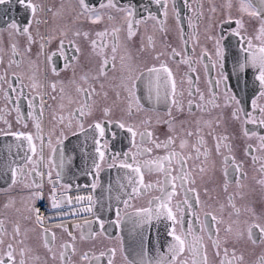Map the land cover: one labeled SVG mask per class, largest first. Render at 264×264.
I'll return each mask as SVG.
<instances>
[{
	"label": "snow or ice",
	"instance_id": "snow-or-ice-1",
	"mask_svg": "<svg viewBox=\"0 0 264 264\" xmlns=\"http://www.w3.org/2000/svg\"><path fill=\"white\" fill-rule=\"evenodd\" d=\"M0 8V264H264V0Z\"/></svg>",
	"mask_w": 264,
	"mask_h": 264
},
{
	"label": "flooded vegetation",
	"instance_id": "flooded-vegetation-1",
	"mask_svg": "<svg viewBox=\"0 0 264 264\" xmlns=\"http://www.w3.org/2000/svg\"><path fill=\"white\" fill-rule=\"evenodd\" d=\"M121 2L126 3L127 0H121ZM132 2L137 3L138 0H132ZM145 2H146V0H145ZM0 26H2L1 22H0ZM94 27H97V26H94ZM99 27H102V26H99ZM165 130L166 129H164V128L160 129L161 132H163ZM161 139H163V136H161ZM0 197H3V196H0ZM146 200H147V197H145L142 200L136 201L135 203H137V205H145L146 206ZM2 202L3 201H1V198H0V203H2ZM92 244H93V242H91V241H86V242L85 241L84 242L78 241V247L82 250H88L90 247H92ZM95 245H96V248L99 250V249H103L106 246H111V243L107 240H104L103 238H98L97 241L95 242ZM116 264H123L122 258L119 257V255L117 256Z\"/></svg>",
	"mask_w": 264,
	"mask_h": 264
},
{
	"label": "bare ground",
	"instance_id": "bare-ground-1",
	"mask_svg": "<svg viewBox=\"0 0 264 264\" xmlns=\"http://www.w3.org/2000/svg\"><path fill=\"white\" fill-rule=\"evenodd\" d=\"M7 7H11V6H7ZM0 10H2V8H0ZM8 19H9V16H8V15H0V22L2 23V25H3L4 22H5L6 20H8ZM5 140H6V138H2V137H0V144L4 143ZM111 175L113 176V178L115 177V171H114V170L112 171ZM4 187H6V185L3 183V181H0V188H4ZM7 195H8V193L0 192V196H4V197L7 198ZM4 197H3V198H4ZM3 198H1V200H2ZM77 234H78V233H77ZM126 236H127V235H126ZM154 237H155V234H154V232H153V238H154ZM83 242H84V241H83ZM85 242H86V241H85ZM125 243H126V241H125Z\"/></svg>",
	"mask_w": 264,
	"mask_h": 264
},
{
	"label": "water",
	"instance_id": "water-1",
	"mask_svg": "<svg viewBox=\"0 0 264 264\" xmlns=\"http://www.w3.org/2000/svg\"><path fill=\"white\" fill-rule=\"evenodd\" d=\"M125 241H126V243H125V246H126V247H127L129 244L132 243V239H131L129 236H125Z\"/></svg>",
	"mask_w": 264,
	"mask_h": 264
},
{
	"label": "rangeland",
	"instance_id": "rangeland-1",
	"mask_svg": "<svg viewBox=\"0 0 264 264\" xmlns=\"http://www.w3.org/2000/svg\"><path fill=\"white\" fill-rule=\"evenodd\" d=\"M4 197V196H3ZM3 197H0V198H3ZM7 198L6 197H4L1 201H5Z\"/></svg>",
	"mask_w": 264,
	"mask_h": 264
}]
</instances>
